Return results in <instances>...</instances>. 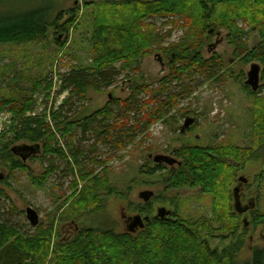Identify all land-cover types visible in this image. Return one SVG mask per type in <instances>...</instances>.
<instances>
[{
  "label": "trees",
  "instance_id": "obj_1",
  "mask_svg": "<svg viewBox=\"0 0 264 264\" xmlns=\"http://www.w3.org/2000/svg\"><path fill=\"white\" fill-rule=\"evenodd\" d=\"M89 6L91 3L85 4L84 8ZM115 6L109 9L105 5L98 6L90 38L92 64L88 68L73 67L62 75L59 93L68 91L69 95L82 101L89 88L102 90L113 85L123 73H139L142 59L159 49L169 59V73L156 87L136 85L128 98L110 101L78 125L70 120L71 111H65L70 97L47 117L28 116L36 105L33 93L42 89L48 93L52 89V81L44 78L32 81V88L27 91L19 88L22 76L16 77L10 89L16 90V94L0 97V112H9L12 121L8 130L12 135L10 141L4 142L5 134H0V165L11 170L26 169V159L23 160L13 149H21L19 153L23 156L41 152L45 156L71 160L79 170V182L84 184L76 191L72 202L76 218L94 209L93 189L101 183L98 177L90 179L93 172L82 167L85 151L74 145V130L77 128L83 137L92 134L94 145H110L118 151L131 144L136 135L177 111L181 101L198 86H184L183 82L196 83L195 76L211 80L222 70L219 56L203 59L198 49L201 36L209 28L227 30L231 43L237 46L247 34L238 22L247 24L250 31H257L260 42L243 60L261 65L259 80L260 76L264 78V0H123ZM48 10L40 7L6 12L0 7V45L35 44L45 40L52 30L55 46L63 48L66 41L61 42L59 37L62 33L68 34L76 15L71 12L70 19L59 25L60 17L50 21ZM159 18L175 20L174 24L182 21L183 26L189 28L187 41H194L159 47L162 37L154 25V20ZM181 83L183 89L174 92L172 89L175 88L171 86ZM243 90L248 96L256 97V91L246 84ZM257 102L250 143L243 146H184L176 153L179 159L176 167H171L166 174L168 186L174 189L199 188L202 194L212 197L214 211L209 221L190 222L173 212L168 218L145 216L148 221L137 233L117 235L111 230H103L97 235L92 228H85L78 231L71 242L59 245L48 264H264V249H254L249 259L239 263L235 261L233 249L219 254L209 248L207 241L213 238L210 222L222 223V230L227 228L231 214V186L236 173L249 160L262 159L264 163V100L258 99ZM131 119L133 125H130ZM58 135L64 140L65 150L56 140ZM21 141L31 143V146H11ZM84 141L83 138L80 143ZM161 165L155 163L152 172L166 169ZM70 169L73 174L72 164ZM77 186L75 181V189ZM232 195L234 199L233 191ZM149 201L144 202L146 207ZM248 212L251 213L252 226H264V209H250ZM231 218L234 217L231 215ZM52 238L53 228H40L38 224L32 236L22 235L0 211V264H46Z\"/></svg>",
  "mask_w": 264,
  "mask_h": 264
},
{
  "label": "rangeland",
  "instance_id": "obj_2",
  "mask_svg": "<svg viewBox=\"0 0 264 264\" xmlns=\"http://www.w3.org/2000/svg\"><path fill=\"white\" fill-rule=\"evenodd\" d=\"M121 1L123 0H0V7H4L6 12L49 8V20L55 21L60 17L59 25L70 19L71 12L76 15L68 34L62 33L59 37L61 42L66 41L61 49L55 46L52 30L45 40L35 44L0 45V97L16 94V90H10L16 77L22 76L19 88L27 91L32 88V81L44 78L52 81V89L48 93L44 89L33 93L36 105L28 116L47 117L70 97L65 111H71L70 120L76 121L78 125L84 118L102 110L110 101L128 98L136 85L156 87L169 73V59L159 49L142 59L139 73H123L113 85L102 90L89 88L84 92L82 101L69 95L68 91L59 93L62 75L69 73L73 67L88 68L92 64L90 38L98 6L116 8L115 5ZM88 3L91 6L84 8ZM173 21L175 20L160 18L154 20L156 32L162 37L159 47L167 48L172 44L194 41H187V25L183 26L182 21L174 24ZM238 24L247 33L238 46L231 43L228 31L222 28H209L199 40L201 46L198 49L203 59L214 55L221 59L222 70L216 78L205 80L202 76H195L196 83L190 85L183 82L184 86H198L189 97L181 101L177 111L136 135L135 140L123 150L117 151L110 145H94L92 134L83 137L77 128L74 130V145L85 151L82 167L93 172L90 179H100L101 184L93 189L96 198L95 207L93 206L95 212L93 209L77 218L73 214V199L76 191L84 184L79 182V170L69 159L35 152L25 160V170H11L0 165V211L4 218L9 219L22 235L32 236L35 227L26 218V210L30 208L37 215L38 227L53 228L46 264L59 245L71 242L78 231L85 228H92L97 235L103 230L123 234L128 232V225L133 217H156L161 208L170 212L165 218L176 212L182 219L190 222L210 220L214 211L211 196L202 194L199 188L174 189L166 183L168 170L176 167L177 162L172 165L162 162L161 166L167 170L161 172H152V169L155 168L156 157L179 160L176 153L184 146H243L250 143L254 109L257 108L258 99L264 100V78L260 76L256 97L248 96L243 87L254 62H245L243 59L260 42V37L257 31H250L247 24ZM183 84H173L171 88H175L172 89L174 92L181 91ZM187 120L193 122L188 128H184ZM133 121L131 119L130 125H133ZM11 122L9 112H0V134H5L4 142L10 141L12 137L8 132ZM58 137L59 135L56 140L59 146L65 150L64 140ZM83 138L85 141L80 143ZM15 145L29 147L31 143L21 141L11 146ZM69 163L74 166L73 174ZM240 178L245 179V182H239ZM75 181L78 185L76 189ZM236 187H239L241 206L252 203V209H264L262 159L247 161L236 173L231 186V214L227 219L229 223L226 224V230L221 229L222 223L208 224L213 234V238L207 239L209 248L219 254L231 248L235 253V261L240 263L249 259L254 249H264V226H252L250 212L243 215L234 212L232 191ZM143 193L152 194L148 207L141 197ZM233 229L234 233L231 232Z\"/></svg>",
  "mask_w": 264,
  "mask_h": 264
},
{
  "label": "water",
  "instance_id": "obj_3",
  "mask_svg": "<svg viewBox=\"0 0 264 264\" xmlns=\"http://www.w3.org/2000/svg\"><path fill=\"white\" fill-rule=\"evenodd\" d=\"M259 73H260V67L258 64L253 63L251 65V71L248 74V79L246 81V85L249 86L252 91H257L258 86H259ZM192 120H187L184 124V128H188L189 125L192 123ZM21 150V149H20ZM20 150H15L13 149L14 153L16 154H20V156L22 157L23 160L27 159L32 153L30 152L28 155L25 154V156H23L21 153H19ZM155 163H167V165H172L174 164L175 160L173 159H169L166 157H156L154 159ZM177 164V163H176ZM240 182H245V179L240 178L239 179ZM234 193V210L236 211L237 214L242 215L245 214L246 212H248V210L252 209L254 207V205L251 203L248 206H241V203L239 201V188L236 187L233 190ZM152 194L149 193H143L141 194V197L143 199L144 202H147L150 198H151ZM170 214L169 211H165L164 208L158 209L157 211V217L159 218H164L165 216H168ZM26 218L28 219V221L30 222V225L33 227H36L38 224V219H37V215L36 213L31 210L30 208H28L26 210ZM148 221L147 217L141 218L139 215L133 217L130 220V224L128 225V232L134 233L136 232L138 229H142L144 227L145 222ZM246 222H245V226H246Z\"/></svg>",
  "mask_w": 264,
  "mask_h": 264
}]
</instances>
